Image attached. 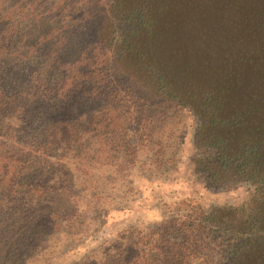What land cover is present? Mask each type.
Returning <instances> with one entry per match:
<instances>
[{
    "label": "trees",
    "instance_id": "trees-1",
    "mask_svg": "<svg viewBox=\"0 0 264 264\" xmlns=\"http://www.w3.org/2000/svg\"><path fill=\"white\" fill-rule=\"evenodd\" d=\"M183 113L195 180L245 199L176 198L72 264H264V0H0V264L97 232Z\"/></svg>",
    "mask_w": 264,
    "mask_h": 264
},
{
    "label": "rangeland",
    "instance_id": "rangeland-1",
    "mask_svg": "<svg viewBox=\"0 0 264 264\" xmlns=\"http://www.w3.org/2000/svg\"><path fill=\"white\" fill-rule=\"evenodd\" d=\"M77 54L76 50L73 56ZM182 122L181 131L175 140L178 145L174 160L162 170L147 171L146 167L140 165L146 161L145 158L137 155L140 161L131 172L129 181L132 189L128 197L106 208L100 216V228L97 232L87 236L83 242L78 241L71 247L68 246V249L56 255L50 264H72L79 261L90 250L113 238L118 230L141 216L159 220L166 204L173 203L176 198H186L203 205L217 201L237 203L245 199L246 193L242 187L217 191L214 187L195 180L189 166L193 120L189 114L183 113Z\"/></svg>",
    "mask_w": 264,
    "mask_h": 264
}]
</instances>
